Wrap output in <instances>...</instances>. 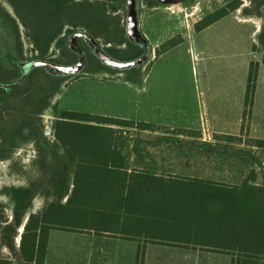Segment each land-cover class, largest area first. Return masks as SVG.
I'll list each match as a JSON object with an SVG mask.
<instances>
[{
	"label": "rangeland",
	"instance_id": "374dc122",
	"mask_svg": "<svg viewBox=\"0 0 264 264\" xmlns=\"http://www.w3.org/2000/svg\"><path fill=\"white\" fill-rule=\"evenodd\" d=\"M89 1L106 2L112 27L118 18L126 31L123 43L101 35L91 41L86 24L68 23L41 56L11 4L0 0V264H24L20 242L30 215L65 202L74 189L71 155L56 133L67 111L161 123L167 136L179 126L200 129L204 139L215 131L241 135L232 155L237 163L253 159L256 182H264V150L247 146L250 138L264 139V0H136L139 25L133 36L129 0ZM221 8L227 14L196 29ZM171 39L180 42L169 47ZM99 52L136 63L115 66ZM250 75L256 80L252 97ZM126 131L130 137L150 135ZM191 161L179 160L165 171L241 183L238 172H228L229 163L203 167L197 157ZM50 228L46 264L231 262L219 252L58 223Z\"/></svg>",
	"mask_w": 264,
	"mask_h": 264
},
{
	"label": "trees",
	"instance_id": "16d2710c",
	"mask_svg": "<svg viewBox=\"0 0 264 264\" xmlns=\"http://www.w3.org/2000/svg\"><path fill=\"white\" fill-rule=\"evenodd\" d=\"M8 2L41 56L68 23L81 22L91 36L123 43L126 31L118 18L112 27L113 17L104 1ZM237 6L238 2L230 5L231 9ZM227 10L221 8L202 19L196 29L217 21ZM179 42L171 39L167 44L173 47ZM249 79L247 95L252 97L256 80L251 75ZM130 129L150 135L130 137L126 131ZM164 129L145 121L65 112L56 133L71 155L74 189L65 202H54L44 214L30 215L20 242L24 264H46L53 223L224 253L231 256L230 264H264V182H256L259 169L253 159L237 163L232 155L242 136L215 134L216 142L211 143L199 140L201 133L195 129L170 128L175 130L170 136ZM247 146L264 150V139L250 138ZM194 157L202 166L229 163L228 172H238L241 183L165 171L179 160L189 165Z\"/></svg>",
	"mask_w": 264,
	"mask_h": 264
},
{
	"label": "water",
	"instance_id": "95a60500",
	"mask_svg": "<svg viewBox=\"0 0 264 264\" xmlns=\"http://www.w3.org/2000/svg\"><path fill=\"white\" fill-rule=\"evenodd\" d=\"M165 2H173V1H178V0H163ZM130 6V14H129V19H128V31L130 35H137L138 34V25H139V19H138V12L136 8V0H129ZM91 41L94 40V37L91 36L90 34L87 35ZM99 55L101 58H103L107 63L115 65V66H121V67H126L130 66L131 64H135L136 60L133 61H126V60H119L113 57L108 56L107 54H104L102 52H99ZM53 130V120L50 121V129L49 132H52Z\"/></svg>",
	"mask_w": 264,
	"mask_h": 264
},
{
	"label": "crops",
	"instance_id": "0c3cea01",
	"mask_svg": "<svg viewBox=\"0 0 264 264\" xmlns=\"http://www.w3.org/2000/svg\"><path fill=\"white\" fill-rule=\"evenodd\" d=\"M145 122H148V121H145ZM150 123H152V122H150ZM154 124H157V123H154ZM158 125L165 126L164 124H161V123H159ZM177 128L194 129V128H191V127H184V126H179ZM195 130H198L201 133V136L199 137V140L208 141V142H211V143H215L216 142L215 137H214L215 134H229V133H223V132H216L215 131L214 134H213V138L211 137L210 139H204L203 136H202V131L200 129H195Z\"/></svg>",
	"mask_w": 264,
	"mask_h": 264
},
{
	"label": "built area",
	"instance_id": "2783aa9c",
	"mask_svg": "<svg viewBox=\"0 0 264 264\" xmlns=\"http://www.w3.org/2000/svg\"><path fill=\"white\" fill-rule=\"evenodd\" d=\"M172 11L174 12L175 10L173 9Z\"/></svg>",
	"mask_w": 264,
	"mask_h": 264
}]
</instances>
